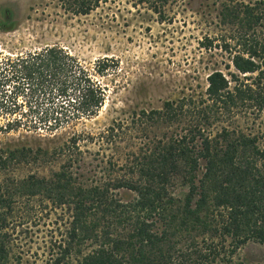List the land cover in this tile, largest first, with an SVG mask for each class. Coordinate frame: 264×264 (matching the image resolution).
Instances as JSON below:
<instances>
[{
    "label": "trees",
    "instance_id": "1",
    "mask_svg": "<svg viewBox=\"0 0 264 264\" xmlns=\"http://www.w3.org/2000/svg\"><path fill=\"white\" fill-rule=\"evenodd\" d=\"M102 1L61 3L79 15ZM125 1L163 22L169 5L179 0ZM215 27L219 31L205 34L199 44L211 54L219 50L226 55V71L211 69L204 91L141 111L140 122L168 129L124 153L123 162L122 156L110 161L113 173L88 181L82 167L75 169L68 158L49 176L33 173L0 181V264H10L16 255L11 225L13 204L20 197L37 198L67 215L44 264H176L185 258L182 252L175 257L177 244L188 241L186 248H198L200 236L209 244L219 237L221 248L227 242L230 259L225 263L216 246L209 245L194 251L198 261L264 264V0H217ZM14 60L22 78L52 107L43 113L47 129L97 114L105 89L94 77L105 75L111 58L97 59L88 69L52 45ZM237 117L244 118L243 125ZM257 118L260 131L254 130ZM214 125L219 127L211 131ZM117 128L110 125L106 139ZM75 140L74 135L69 139L72 146ZM5 162L0 158V164ZM175 187L186 191L177 197ZM247 244L258 245L262 255L247 263L232 261ZM13 258L19 263L18 256Z\"/></svg>",
    "mask_w": 264,
    "mask_h": 264
},
{
    "label": "rangeland",
    "instance_id": "2",
    "mask_svg": "<svg viewBox=\"0 0 264 264\" xmlns=\"http://www.w3.org/2000/svg\"><path fill=\"white\" fill-rule=\"evenodd\" d=\"M169 8L167 19L159 22L157 15L125 0H105L90 13L79 15L65 10L61 0H0V158L6 161L0 164V181L33 173L49 176L68 158L75 161V169L82 167L79 171L88 181L101 179L113 173L110 161L122 156L123 162L124 153L168 129L140 122L141 111L161 109L165 100L204 91L211 69L226 71V55L219 50L211 54L199 44L205 34L219 31L215 27L217 0H179ZM52 45L88 69L97 59L112 61L104 76L94 77L105 89L97 114L50 130L43 121V113L52 108L49 101L22 78L21 67L12 61ZM236 119L243 125L244 118ZM16 120L17 126L13 125ZM255 121L254 130L260 131V118ZM113 123L118 128L107 140L106 130ZM73 135L76 146L69 141ZM114 170L122 173L120 168ZM173 191L181 197L186 188ZM13 206L11 226L17 243L13 257L20 260L17 263L12 257L10 264H44L66 223V213L59 208L52 211L49 203L46 206L37 198H16ZM207 241L197 238L198 248L179 242L175 257L182 252L185 258L176 264H222L218 258L207 263L196 260L194 251L209 245L216 246L225 263L230 259L227 242L221 248L219 237L210 244ZM261 250L247 244L231 259L247 263L262 255Z\"/></svg>",
    "mask_w": 264,
    "mask_h": 264
}]
</instances>
